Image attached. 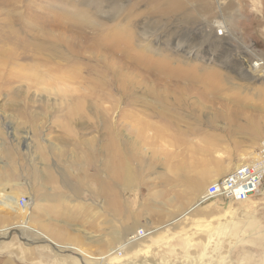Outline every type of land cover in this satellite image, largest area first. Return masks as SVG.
<instances>
[{
  "label": "rangeland",
  "instance_id": "rangeland-1",
  "mask_svg": "<svg viewBox=\"0 0 264 264\" xmlns=\"http://www.w3.org/2000/svg\"><path fill=\"white\" fill-rule=\"evenodd\" d=\"M178 132L202 147L213 134V156L257 158L264 0H0V199L12 193L20 206L0 204V264H81L78 250L61 254L52 231L86 220L98 238V177H114V150L167 144ZM158 171L119 190L162 203L150 221L166 229L158 263L264 264V183L249 197L263 224H251L245 241L223 233L201 241L177 230L180 193L139 189ZM80 249L87 264H102L97 247ZM153 254L103 264H156Z\"/></svg>",
  "mask_w": 264,
  "mask_h": 264
},
{
  "label": "crops",
  "instance_id": "crops-1",
  "mask_svg": "<svg viewBox=\"0 0 264 264\" xmlns=\"http://www.w3.org/2000/svg\"><path fill=\"white\" fill-rule=\"evenodd\" d=\"M142 143H137L136 146L131 145L124 154L122 151L119 153L116 149L114 150L113 168L115 173L112 180H109V184L105 183V177H103L102 183L101 174L98 177L100 184L98 194L99 197L104 198L99 199L97 219L92 222L97 223L96 232L100 236L95 238L90 235L91 228L87 229L89 225L85 226L86 220L81 221L82 227L78 230L70 227L69 229L68 226L63 229L57 228L55 232L52 231L54 235L51 237L53 236L52 242L55 245L66 249L62 250L61 254L72 255L73 257L74 252L72 250L69 252L67 249H76L80 253L78 255L80 263L87 264V260L83 256L85 252L81 251L80 248L97 247L98 252H100L97 258L103 264V262L108 261L107 258L110 256L114 255L115 257V254L125 256V260H129L130 257L147 252L149 254L154 253L153 255L156 257L154 261L156 264H160L158 263V254L160 253L156 250L158 247L157 240L163 238L162 234L166 229L159 230L160 228H157V231L152 227L153 224H156L155 221L158 222V211L162 210V203L159 199L156 200L155 196L151 197L148 194L147 199H142L139 202L136 199H123L122 194L119 193V190L125 191L124 188L121 189L122 180L126 182L129 179V183H138L139 175L142 178L144 176L149 178L154 169L159 170L155 173L159 176L153 180L146 178V182L141 179L139 184L141 188L139 189L180 193L175 196V199L179 200V217L177 219L179 232H182V227L184 230L190 229V232L194 233L195 240L199 237L201 241H212L219 233H223L222 237L231 236L230 239L236 238L242 242L250 233L251 224L253 225L252 229H255V224H263L259 215L256 216L251 211L255 208V202L249 198L241 202L220 203L218 199H205L203 198L205 194L201 195L206 184H212L227 176L240 162L236 154L226 158L213 156V134L210 135V142L205 147L196 144L192 139H188L185 134L181 135L179 132L170 136V141L167 144L158 142L156 138L146 140L145 147ZM119 157L120 162L118 161ZM118 167L121 174L123 173L125 176L129 174L125 180L124 177L123 179L120 178L122 175L117 174ZM123 170L124 172H122ZM213 179L215 180L213 181ZM104 188H107L108 192L111 193L109 196H105L106 190ZM137 188L131 187L129 189L136 190ZM191 210L193 213L186 225L185 217H189ZM182 215L185 224L182 223ZM88 222L90 223V221ZM41 225L47 229L50 224L42 222ZM140 229L144 230L143 235H138ZM102 231H109V237H106L105 234L102 235ZM199 233L201 234L198 235ZM254 234L260 236V231ZM262 236L264 238V235ZM88 262L91 261L88 260Z\"/></svg>",
  "mask_w": 264,
  "mask_h": 264
},
{
  "label": "built area",
  "instance_id": "built-area-1",
  "mask_svg": "<svg viewBox=\"0 0 264 264\" xmlns=\"http://www.w3.org/2000/svg\"><path fill=\"white\" fill-rule=\"evenodd\" d=\"M226 34L225 29L218 30L219 36ZM264 183V141L256 159L239 162L227 176L210 184L205 192V199L220 203L241 202L259 191ZM140 229L138 235H143Z\"/></svg>",
  "mask_w": 264,
  "mask_h": 264
},
{
  "label": "bare ground",
  "instance_id": "bare-ground-1",
  "mask_svg": "<svg viewBox=\"0 0 264 264\" xmlns=\"http://www.w3.org/2000/svg\"><path fill=\"white\" fill-rule=\"evenodd\" d=\"M226 31V30H225ZM226 33H227V31H226ZM28 60H29V58H28ZM258 69V68H257ZM11 156V155H10ZM20 159V158H19ZM221 168V167H220ZM16 169V168H15ZM2 189V188H1ZM3 191H5L4 189H3ZM4 193V192H3ZM3 198H1L0 199V204L1 205H3L4 207H6V208H10V209H15V208H18V197H16L15 195H13L12 193L10 194V193H4L3 194ZM20 207V206H19ZM22 210H24V209H22ZM21 210V211H22ZM22 213V212H21ZM27 214V213H26ZM22 217V216H21ZM21 219H23V218H21ZM27 219V218H26ZM28 222L29 221H24V224L26 225V224H28ZM26 227V226H25Z\"/></svg>",
  "mask_w": 264,
  "mask_h": 264
}]
</instances>
